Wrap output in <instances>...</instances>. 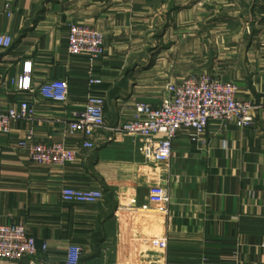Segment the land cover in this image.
<instances>
[{"label": "crops", "instance_id": "1", "mask_svg": "<svg viewBox=\"0 0 264 264\" xmlns=\"http://www.w3.org/2000/svg\"><path fill=\"white\" fill-rule=\"evenodd\" d=\"M71 22L104 33L106 53L93 66L69 54ZM0 34L13 37L0 47V108L29 99L37 110L0 134V224H25L38 245L36 256L0 264H67L72 244L79 264H264V0H0ZM25 61L33 87L66 79L68 100L19 91L12 80ZM91 70L103 80L93 89L106 97V126L85 148L64 127L85 108ZM198 72L237 82L239 96L260 106L255 124L214 120L199 141L179 133L168 161L145 160L115 126L137 102L159 105L169 81ZM30 129L34 140L76 148V160L32 161L19 147ZM153 185L167 190V214L150 210ZM65 187L104 197L65 202Z\"/></svg>", "mask_w": 264, "mask_h": 264}, {"label": "built area", "instance_id": "2", "mask_svg": "<svg viewBox=\"0 0 264 264\" xmlns=\"http://www.w3.org/2000/svg\"><path fill=\"white\" fill-rule=\"evenodd\" d=\"M13 37L0 34V47L9 48ZM70 55H86L92 66L106 53L104 33L87 24L71 22L67 34ZM32 62L25 61L22 73L12 83L19 91L38 93L42 98L64 103L70 95V85L66 79H53L33 87ZM89 93L85 108L72 120L65 122V135L81 133L83 147L93 148L94 133L106 126V97L93 88L101 86L103 80L91 70L89 74ZM167 95L154 106L147 102H137L132 116L115 126L137 142L138 151L145 160L166 162L172 154L173 142L179 133L188 131L193 141H199L206 133L209 123L217 120L224 124L235 123L241 128L255 124L256 110L260 107L250 100L239 96L237 82L224 81L207 72L190 74L180 81H169L165 86ZM37 114L36 104L29 99L0 108V134L9 135L15 122H33ZM34 130L30 129L28 139L19 142L20 148H28L30 158L41 165H65L74 162L78 155L76 148L64 142H40L33 139ZM65 202L93 204L104 197L101 189H76L65 187L61 191ZM151 209L167 214L168 194L165 187L153 185L149 188ZM47 244L43 245V249ZM38 253L37 240L23 223L0 224V260H20L33 257ZM81 246L72 244L68 248L67 264H79ZM30 264H42L31 259ZM107 264V263H102ZM204 264H217L209 261Z\"/></svg>", "mask_w": 264, "mask_h": 264}, {"label": "rangeland", "instance_id": "3", "mask_svg": "<svg viewBox=\"0 0 264 264\" xmlns=\"http://www.w3.org/2000/svg\"><path fill=\"white\" fill-rule=\"evenodd\" d=\"M245 23V22H244ZM238 27H235V28H233V31L230 33L231 35L232 34H238V32H239V30L237 29ZM242 28H244V26L242 27ZM237 39V38H236ZM210 40H211V42H215V41H213V38H210ZM229 41L232 43L234 40H233V38L232 37H227V38H225V43L227 44L226 46H229ZM199 42H201V40H199ZM197 46V45H196ZM208 73V72H207ZM210 74V73H209Z\"/></svg>", "mask_w": 264, "mask_h": 264}]
</instances>
